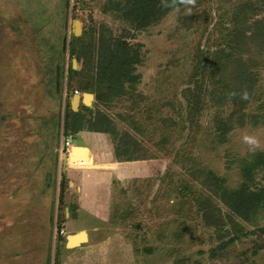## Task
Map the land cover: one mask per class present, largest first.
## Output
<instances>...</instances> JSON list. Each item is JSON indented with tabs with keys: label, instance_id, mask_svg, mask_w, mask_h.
I'll use <instances>...</instances> for the list:
<instances>
[{
	"label": "rangeland",
	"instance_id": "obj_1",
	"mask_svg": "<svg viewBox=\"0 0 264 264\" xmlns=\"http://www.w3.org/2000/svg\"><path fill=\"white\" fill-rule=\"evenodd\" d=\"M118 1L0 0V264H264V202L245 220L222 197L258 163L248 183L264 189V0H180L144 28ZM73 36L132 46L138 81L111 94ZM68 122L75 143L97 136L98 162L61 154ZM119 140L144 159L117 158Z\"/></svg>",
	"mask_w": 264,
	"mask_h": 264
},
{
	"label": "trees",
	"instance_id": "obj_2",
	"mask_svg": "<svg viewBox=\"0 0 264 264\" xmlns=\"http://www.w3.org/2000/svg\"><path fill=\"white\" fill-rule=\"evenodd\" d=\"M180 3V0H119L114 4L113 10L120 13L121 18H125L129 22L135 24L136 27L144 28L157 21L161 16L168 13L171 9L178 7ZM261 7H264V2L261 3ZM256 33L261 34L263 36L262 39L264 40V18L258 21ZM256 33L255 35H257ZM81 40V38L76 39L73 36L71 54L76 56L78 60L83 58V61L86 63V67L89 69L90 65L93 66L94 59H96L97 79L100 85L105 83L109 85L107 89L111 91V94L116 93L118 90L119 93L124 92L126 88V82L135 84L138 81L139 76L138 74L134 73V65L140 63L141 58L139 52L132 46H129V44H126L125 42H121L119 39H105L103 36L99 38V44L97 45L95 42L84 45L80 42ZM77 41H79L81 44L79 45ZM224 56L226 62L228 59L231 60L230 54H226ZM216 65H218V62H216ZM70 71L73 73L72 68ZM230 90L231 89L228 91ZM213 91V93L216 94L218 89ZM230 97L233 99L241 97L240 92L235 90V93ZM106 98L108 99V96H106ZM104 99L105 97L103 96L102 91L99 90L97 94V100L104 101ZM192 110H194V107ZM73 115L75 117L79 116L77 113H73ZM68 123L67 133L68 131L70 132V130H72L70 128V122ZM106 123L102 121L99 122L98 125L94 126L95 128L93 131L110 132L108 128L109 126L104 128ZM230 123H232V121H230ZM67 135H69V133ZM125 140L126 137L123 138V141ZM121 141L122 140H119L115 144V154L117 158L126 156V161H138L144 159L139 158L138 156H132L134 155L133 151H125L124 149L128 148L129 143H123ZM259 165V163L255 164L254 166L250 165V167L248 166L244 169L247 184H244L238 190L229 191L226 189L222 192V197L227 205L231 207V210H233L234 213L241 216V218H244L245 220L251 219L252 215L264 202V189L261 190L262 188H260L255 191V189L251 188L252 185L248 183H252L254 180L253 171L259 167ZM205 208L207 209L209 207ZM235 238L236 237L231 238L229 242L233 241Z\"/></svg>",
	"mask_w": 264,
	"mask_h": 264
},
{
	"label": "crops",
	"instance_id": "obj_3",
	"mask_svg": "<svg viewBox=\"0 0 264 264\" xmlns=\"http://www.w3.org/2000/svg\"><path fill=\"white\" fill-rule=\"evenodd\" d=\"M79 136V139H80V143H75L74 142V136H73V145L76 146V147H80V148H84L87 150V156H85V158H88L87 160H89L91 158V162L93 160V162H98V155L97 154V149H96V146H98L99 149H102L100 148L101 146V143L100 142H97L95 141L96 140V137L95 134L93 133H90V132H82L81 134L78 135ZM100 139V137H99ZM98 139V140H99ZM101 140V139H100ZM98 156V157H97ZM84 160V159H82ZM89 164V162H87ZM121 162H119L118 160H115V162L113 163L114 165L112 166H108L109 168H106L108 169L109 171H111L112 173H117L116 170H117V167H119V165ZM123 164V163H122ZM128 164V163H127ZM94 167H100L98 165H95ZM86 168V176L87 177V180H89L90 182H95V179L99 176H102L103 174L100 173V170H104L105 168ZM98 174V175H97ZM106 176V175H105Z\"/></svg>",
	"mask_w": 264,
	"mask_h": 264
},
{
	"label": "water",
	"instance_id": "obj_4",
	"mask_svg": "<svg viewBox=\"0 0 264 264\" xmlns=\"http://www.w3.org/2000/svg\"><path fill=\"white\" fill-rule=\"evenodd\" d=\"M74 26H75L74 34H75L76 36H78V35L80 34V32H81V23H80V21L76 20V21L74 22ZM74 62H75V61H74ZM86 96H89V97H90L89 102H86ZM93 98H94L93 94H90V93H86V94H84L83 96H81V95H75V96L72 98V100H71V108H72V110L77 111L78 108H79L80 102H83L85 105H90L91 102H92V100H93ZM67 158H70V155H69V156L66 155V160H67ZM81 233H85V232H84V231H81L80 234H81ZM71 236H74V235H71ZM75 236H76V235H75ZM75 236H74V237H75ZM85 241H87V240H82V241H80L79 243H76V244L71 245V239H70V236H68L67 246H68V247L78 246V245H80L82 242H85Z\"/></svg>",
	"mask_w": 264,
	"mask_h": 264
},
{
	"label": "bare ground",
	"instance_id": "obj_5",
	"mask_svg": "<svg viewBox=\"0 0 264 264\" xmlns=\"http://www.w3.org/2000/svg\"><path fill=\"white\" fill-rule=\"evenodd\" d=\"M90 97L86 96V102H89ZM73 149V147H72ZM72 152V150H71ZM83 156V155H87V150L84 148H79V147H75L73 150V154H72V159H76L77 156ZM75 236V235H74ZM71 236V245L79 243L82 240H87V234L86 233H78L76 234V236Z\"/></svg>",
	"mask_w": 264,
	"mask_h": 264
},
{
	"label": "built area",
	"instance_id": "obj_6",
	"mask_svg": "<svg viewBox=\"0 0 264 264\" xmlns=\"http://www.w3.org/2000/svg\"><path fill=\"white\" fill-rule=\"evenodd\" d=\"M72 147H73V135H71V134L66 135L65 140H63V142H62L61 154L70 155Z\"/></svg>",
	"mask_w": 264,
	"mask_h": 264
},
{
	"label": "clouds",
	"instance_id": "obj_7",
	"mask_svg": "<svg viewBox=\"0 0 264 264\" xmlns=\"http://www.w3.org/2000/svg\"><path fill=\"white\" fill-rule=\"evenodd\" d=\"M246 139H248V138H246ZM249 142L251 143V142H253V141H249ZM73 146H74V145H73Z\"/></svg>",
	"mask_w": 264,
	"mask_h": 264
}]
</instances>
